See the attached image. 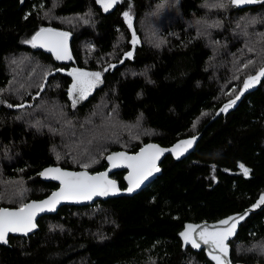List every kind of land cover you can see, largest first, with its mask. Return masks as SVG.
<instances>
[{
	"label": "trees",
	"instance_id": "obj_1",
	"mask_svg": "<svg viewBox=\"0 0 264 264\" xmlns=\"http://www.w3.org/2000/svg\"><path fill=\"white\" fill-rule=\"evenodd\" d=\"M45 27L69 34L68 62L27 43ZM263 65L264 0H120L107 14L93 0H0V206L54 188L37 178L44 166L95 172L108 152L202 130L136 194L61 206L9 235L0 264H216L179 233L234 215L244 219L227 241L230 264H264V77L207 123ZM68 67L101 73L73 108ZM121 173L111 174L120 188Z\"/></svg>",
	"mask_w": 264,
	"mask_h": 264
},
{
	"label": "snow or ice",
	"instance_id": "obj_2",
	"mask_svg": "<svg viewBox=\"0 0 264 264\" xmlns=\"http://www.w3.org/2000/svg\"><path fill=\"white\" fill-rule=\"evenodd\" d=\"M104 6V10L108 11L110 7L119 2V0H97ZM253 0H231V3L239 5L244 3H251ZM222 6V5H221ZM125 19L131 27V16L128 12L123 13ZM69 34L66 32L57 31L52 28H41L30 41L27 43L32 44L33 47L39 46L47 48L52 52L57 60L71 59L67 47V40ZM133 45L137 43L135 35H133ZM128 57L132 56V52L126 54ZM247 67V65H245ZM73 76V84L69 89V96L73 98V106L77 100H82L87 97L90 90L100 83L101 73H89L80 69H74L68 73ZM264 77V68H262L256 76H250L244 82V89L254 86ZM78 94V96L76 95ZM239 99V96L236 97ZM235 100L230 101L227 108L235 104ZM192 141H184L185 150L191 146ZM177 145L176 148H180ZM166 150L160 149L156 145H147L145 148L135 156H129L126 153H114L107 157L112 167H119L122 164L131 169L126 179L129 182L128 192L140 187V184L153 172H158L159 168L156 167V161L159 156ZM175 151V149L171 150ZM59 159V157H58ZM83 167L87 169L88 164ZM245 175H248L249 170L243 165L240 166ZM43 176H50V178L59 180L61 188L58 192L52 193L49 199L39 203L33 202L24 204L16 210H9L7 208H0V242L6 243V237L9 233H24L32 231L36 224L34 223L37 212L53 210L55 205L61 200H90L93 196H106L110 192L119 191L116 187V182L108 179L106 172L98 173L96 175H89L87 171L74 173L63 171L60 168L46 169ZM261 204H264V196L261 197ZM244 219L243 216L229 217L218 222V225L211 226H193L191 224L186 226L184 232L180 235L183 237L185 243H190L193 248H200L202 242L204 245L209 246L211 259L216 264H230L228 260L229 246L227 241L232 237L237 228L239 220ZM201 228L197 233L196 229ZM195 233V235H193ZM198 237V239H197ZM199 241V242H198Z\"/></svg>",
	"mask_w": 264,
	"mask_h": 264
},
{
	"label": "water",
	"instance_id": "obj_3",
	"mask_svg": "<svg viewBox=\"0 0 264 264\" xmlns=\"http://www.w3.org/2000/svg\"><path fill=\"white\" fill-rule=\"evenodd\" d=\"M94 3H95V6L98 7V4H97V0H94ZM119 3V2H118ZM116 3V4H118ZM255 3V2H254ZM253 3V4H254ZM115 4V5H116ZM115 5H113V8L115 7ZM246 5L248 4H239L237 5L238 7H245ZM112 8V9H113ZM102 12V11H101ZM103 13V12H102ZM45 28H49V27H45ZM41 28L37 29L30 37V40L32 39V37L40 30ZM54 29V28H52ZM57 30V29H55ZM57 31H61V30H57ZM62 32V31H61ZM32 45V44H31ZM67 47H68V51H69V54H70V44H69V40H67ZM36 49H39L40 51H42L43 53L49 55L51 57V59L57 63H66L68 62L70 59H62V60H57L54 56V54L50 51L47 50V48H43V47H39V46H36L34 47ZM264 68V65L261 67V69ZM260 69V70H261ZM258 70L254 75L252 76H256L257 73L260 71ZM248 79V78H247ZM246 79V80H247ZM245 82V81H244ZM244 82L243 84L241 85L240 87V90L238 92V94L236 95L239 96V98L242 96V94L246 91H249L250 89H252L254 86L248 88V89H244ZM236 97L230 101H233L235 100V104L237 103V101L239 99H236ZM230 101L224 103L221 107H219V109L217 110V112L214 114V116L208 120L207 123H209L213 118H215L217 116V113H221L223 112L222 109H225V106L228 105L230 103ZM235 104H233L231 107L227 108L226 110L232 108ZM224 110V111H226ZM201 131L200 130L196 135H193V136H189V137H184V138H177L175 139L173 142H171L170 144L168 145H165V146H162V145H159L158 143L154 142V141H147L145 142L144 144H142L139 148H137L134 152H128V151H125V150H114V151H111V152H108L104 157H103V164H104V167L98 171H95V172H88L87 170L85 169H68V168H63V167H60L58 165H47V166H44L42 167L38 173H37V178L41 181V182H50L52 184L55 185L54 188H52L46 195H44L43 197L41 198H38V199H31V200H27L25 201L22 205L24 204H30V203H33V202H36V203H39L41 201H44V200H47L49 199V197H51L52 193L54 192H58L61 188V184H60V181L59 180H55V179H52L50 178V176H43L41 175V173H44L46 169H49V168H60L62 169L63 171H67V172H74V173H80V172H84V171H87V173L89 175H96L98 173H103V172H106L108 174V179L109 180H113L116 182V187L117 189H119V191H116V192H110L108 195L106 196H93L92 199L90 200H76V199H69V200H61L58 204L55 205V208L53 210H45V211H42V212H37L36 216H35V219H34V223L36 224V219L38 217H40L41 215H46V214H54L57 209L61 206H89L91 205L92 203H94L95 201L97 200H106L108 198H115V197H119V196H124V197H130L134 194H136L137 192H139L141 189H143L146 185H148L152 180H154L156 178V176H158L160 174V162L162 161L163 157L166 156V155H169L171 156L172 158L174 159H178V158H183L185 156H187L191 151L192 149L194 148V145L198 139V137L200 136L201 134ZM184 141H192L191 143V146L190 147H187V149L185 150L184 148V145L182 144V142ZM147 145H156L158 146L160 149H164L166 151H164L160 156H159V159L156 161V167L159 168V171L158 172H153L152 175L148 176L146 179L143 180V182L140 184V187L134 189V191L132 192H128L127 189L129 187V182L128 180L126 179V177L129 175V172L131 171V169L127 168L125 165H121L119 167H112V164L108 161L107 157L110 156V155H113L114 153H120V152H123V153H126L127 155L129 156H135L137 155L141 149L145 148ZM177 145H181L180 148H176ZM175 149V151H171ZM212 171H213V166H211V168L209 169V172H208V176L211 177V181H212V184L215 183L216 179L215 177L213 176L212 174ZM114 172H122L121 173V181L123 183V186L120 188L118 186V182L111 177V174H113ZM21 205V206H22ZM21 206L19 207H3V206H0V208H7L9 210H16L18 208H20ZM232 217H235L232 216ZM202 224L205 226H209V228H211V226L213 225H218V223H212V224H209V223H197L195 224L196 226H202ZM37 227V225H36ZM36 227L28 232L27 234H24V233H20V232H17V233H9L7 235V237L10 235V236H26L30 233H32ZM7 237H6V240H7ZM6 243L4 242H0V245H6ZM202 246V245H201Z\"/></svg>",
	"mask_w": 264,
	"mask_h": 264
},
{
	"label": "rangeland",
	"instance_id": "obj_4",
	"mask_svg": "<svg viewBox=\"0 0 264 264\" xmlns=\"http://www.w3.org/2000/svg\"><path fill=\"white\" fill-rule=\"evenodd\" d=\"M121 18H122V21L124 22V24H125V26L126 27H129V24H128V21L125 19V17H124V15H123V12L121 13ZM128 31H129V41L131 42V43H133L132 41H133V35H135L134 34V32H133V30L132 29H128ZM136 37V36H135ZM129 53V52H128ZM74 69H77V68H75V67H68L67 69H63V70H61L62 72H64V73H66L68 76H69V79H70V82H69V84H68V86H67V89H66V96H67V99H68V104H69V107L70 108H73L74 106H73V98L72 97H70L69 96V89L71 88V86H72V84H73V76H71V75H69L68 73H70V72H72ZM80 70H82V69H80ZM82 71H85V72H89V73H95L96 71H86V70H82ZM93 89V88H92ZM91 89V90H92ZM91 90H90V92H91ZM89 92V93H90ZM77 96H78V94H76ZM79 101H81V100H77V103L79 102ZM241 165H238V171L240 172V173H242V174H244V172H243V170H242V168L240 167ZM208 178L211 180V177L210 176H208ZM263 196V195H262ZM261 196V197H262ZM230 217H232V216H230ZM227 218H229V217H227ZM224 219H226V218H224ZM224 219H222V220H224ZM221 221V220H220ZM218 223V222H217ZM187 226V225H186ZM186 226L180 231V233L179 234H181L182 232H184L185 231V229H186ZM210 230H211V228H209ZM197 231V230H196ZM198 233V232H197ZM193 235H195V233L193 234ZM180 238L182 239V241L183 242H185L184 241V239H183V237L180 235ZM198 238V237H197ZM201 243V245L207 250V252H208V254L210 253V248H209V246H207V245H204L202 242H200ZM188 244H190V243H188ZM191 245V244H190ZM210 255V254H209Z\"/></svg>",
	"mask_w": 264,
	"mask_h": 264
},
{
	"label": "flooded vegetation",
	"instance_id": "obj_5",
	"mask_svg": "<svg viewBox=\"0 0 264 264\" xmlns=\"http://www.w3.org/2000/svg\"><path fill=\"white\" fill-rule=\"evenodd\" d=\"M93 1H94V0H93ZM119 1H120V0H119ZM255 1H257V0H253V2H251V3H244V4H248V5H246L245 7H248V6L252 5ZM97 4H98V7H97V8L100 10V12L102 11V12H103V13L101 12L102 14H107V13L112 12V11L116 8V6H117L119 3L116 4L114 8H113V6L110 7L108 11H105V10H104V6H103L101 3H98V2H97ZM112 8H113V9H112ZM191 225L196 226L195 224H191ZM196 230H197L196 232H199V231L201 230V228L198 227ZM197 239H198V238H197ZM198 242H199V241H198Z\"/></svg>",
	"mask_w": 264,
	"mask_h": 264
},
{
	"label": "built area",
	"instance_id": "obj_6",
	"mask_svg": "<svg viewBox=\"0 0 264 264\" xmlns=\"http://www.w3.org/2000/svg\"><path fill=\"white\" fill-rule=\"evenodd\" d=\"M95 205H97L96 201H95Z\"/></svg>",
	"mask_w": 264,
	"mask_h": 264
}]
</instances>
